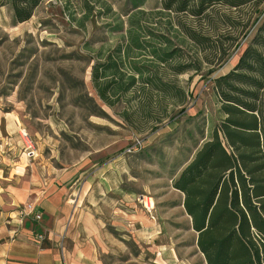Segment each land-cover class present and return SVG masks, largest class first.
Wrapping results in <instances>:
<instances>
[{
	"label": "rangeland",
	"instance_id": "obj_1",
	"mask_svg": "<svg viewBox=\"0 0 264 264\" xmlns=\"http://www.w3.org/2000/svg\"><path fill=\"white\" fill-rule=\"evenodd\" d=\"M168 1L143 0L133 7L134 0H44L23 23L0 6V153L9 154L12 136L20 156L28 157L26 146L32 145L43 173L92 164L118 168L121 193L101 196L104 205L98 196L90 200L93 217L104 214L91 230L101 264H156L155 247L162 245L185 264H206L172 182L218 123L213 81L235 67L254 39L264 22V0H245L238 7L222 1L199 17L175 12V5L165 10ZM194 2L188 0V7ZM129 30H140L145 37L139 40L151 44L158 41L151 34L170 38L182 51L163 63L150 55L155 47L137 49L132 42L139 41ZM117 46H129L124 72L138 83L110 97L108 106L94 87L92 68ZM132 64L140 71L130 70ZM178 64L184 71L174 75ZM153 73L182 89L177 106L170 93L146 84ZM135 142V151L125 153ZM4 166L0 160V178L6 177ZM114 198L122 199L126 213L134 208L146 215L153 230L143 220L133 221L130 212L127 220L106 214Z\"/></svg>",
	"mask_w": 264,
	"mask_h": 264
},
{
	"label": "trees",
	"instance_id": "obj_2",
	"mask_svg": "<svg viewBox=\"0 0 264 264\" xmlns=\"http://www.w3.org/2000/svg\"><path fill=\"white\" fill-rule=\"evenodd\" d=\"M42 1L0 0V6L9 7L13 20L23 23L32 17ZM134 1L133 7H140L143 0ZM222 1L228 7L245 4V0H195V6L189 8L188 0H169L164 3V8L172 10L175 5V12H189L199 17L207 15L212 5ZM256 12L257 9L254 10ZM258 17L253 25L258 22ZM135 31L129 30L132 34ZM130 33L127 32V38L132 37ZM263 34L264 22L241 53L235 67L213 81V91L219 99L220 119L211 127L209 138L172 182V188L184 195L182 207L197 234L196 247L206 264H264ZM133 35L139 41H131L137 49L155 47L150 55L163 63L173 60L182 51L172 44L170 38L151 34L158 40L151 44L150 41L139 40L145 37L140 30ZM190 39L196 42L194 36L191 35ZM183 41L184 38L177 44ZM130 53L129 46L127 49L117 46L107 55L105 62L92 68L94 87L108 106L113 104L108 102L110 97L124 95L138 83L133 75L128 77L124 72ZM181 67L178 64L172 68L174 75L184 71ZM130 70L140 71L134 64L130 65ZM139 77L142 83V77ZM146 84L164 95L170 93L171 105L177 106L176 102L184 99L180 87L157 79L155 73L147 78ZM139 90L132 93L139 95ZM123 117L127 122V114Z\"/></svg>",
	"mask_w": 264,
	"mask_h": 264
},
{
	"label": "crops",
	"instance_id": "obj_3",
	"mask_svg": "<svg viewBox=\"0 0 264 264\" xmlns=\"http://www.w3.org/2000/svg\"><path fill=\"white\" fill-rule=\"evenodd\" d=\"M11 138H7L11 143L9 154L0 153L6 173V177L0 178V264H101L99 248L95 246L100 244L91 230L100 226L104 214L99 211L95 219L90 200L98 196L100 201L109 192L121 193V172L109 165L103 169L92 164L64 172L48 168L49 172L43 173L35 160L36 153L33 158L20 156L12 146L16 139ZM205 138L206 141L209 134ZM176 191L182 197V204L184 195ZM121 202L122 199L114 198L112 209L107 206L104 212L111 218L124 216L126 220L130 212L133 221L143 220L142 223L148 224L146 215L134 208L126 213L120 208ZM101 203L104 205L102 200ZM28 204L32 205L33 213L19 217L18 211ZM34 214L40 219L36 220ZM148 226L151 229V224ZM155 248L156 264H185L173 249L167 250L164 245Z\"/></svg>",
	"mask_w": 264,
	"mask_h": 264
},
{
	"label": "built area",
	"instance_id": "obj_4",
	"mask_svg": "<svg viewBox=\"0 0 264 264\" xmlns=\"http://www.w3.org/2000/svg\"><path fill=\"white\" fill-rule=\"evenodd\" d=\"M26 148L28 150L27 151V156L29 158H31L33 156V154H34L32 145L29 144L28 146H26ZM135 148H136V142H135V146L133 145L132 147L126 149L125 153H131V152L135 151ZM31 213H33V207H32V205L28 204L25 208H23L22 210L18 211V216L19 217H23V216H25L27 214H31ZM34 218L36 220H38V219H40V216L38 214H34Z\"/></svg>",
	"mask_w": 264,
	"mask_h": 264
}]
</instances>
